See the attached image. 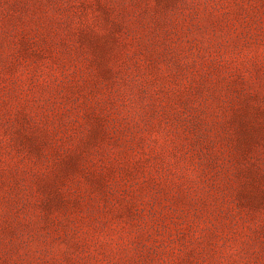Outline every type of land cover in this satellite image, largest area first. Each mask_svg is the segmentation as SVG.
<instances>
[{"label": "rangeland", "instance_id": "374dc122", "mask_svg": "<svg viewBox=\"0 0 264 264\" xmlns=\"http://www.w3.org/2000/svg\"><path fill=\"white\" fill-rule=\"evenodd\" d=\"M0 264H264V0H0Z\"/></svg>", "mask_w": 264, "mask_h": 264}]
</instances>
